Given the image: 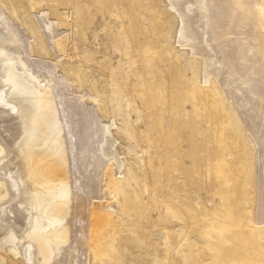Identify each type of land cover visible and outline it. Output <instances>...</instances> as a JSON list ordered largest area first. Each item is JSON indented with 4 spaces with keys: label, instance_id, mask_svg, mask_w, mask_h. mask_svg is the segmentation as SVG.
<instances>
[{
    "label": "rangeland",
    "instance_id": "obj_1",
    "mask_svg": "<svg viewBox=\"0 0 264 264\" xmlns=\"http://www.w3.org/2000/svg\"><path fill=\"white\" fill-rule=\"evenodd\" d=\"M104 1L44 0L45 4L35 7L30 0H0V38L9 44L7 47L9 54L19 55L28 71L40 81V85L52 92L63 128L71 189L70 213L67 218H64L65 226L69 230V242L67 246L60 247L62 254L54 258L51 264H91L92 250L90 248L93 246V237L96 235V232L92 230L94 208L107 201L113 203L117 200L110 199L107 193L108 172L110 166L114 164V159L118 158L114 156V150L112 151L114 155L106 157L103 154L109 129L113 134L121 135L119 147L131 150L133 157L140 160L143 157L142 160L151 163L150 169L144 172L146 180L144 179L143 183H149L151 186L159 185L160 188L167 186L165 193L168 192V197L173 202L178 201L185 194L194 196L193 199L200 200L206 216L207 222H205L206 225L203 224L205 225L203 228L211 231L213 230L211 227H218V230H221L220 233H224L222 231L229 224L226 217L231 209L229 206L231 194L228 191L232 186V180H225L223 183V181L209 180L204 177L205 181L200 185L201 195L198 197L195 196L193 189L186 190L187 193L184 190L177 191L180 185L187 182L184 176L173 175L168 179L164 172L159 171V168H164L160 157L166 160H178L180 165H184L185 170L193 169L192 160L184 157L196 159L195 151L192 149L195 145L191 134L193 128L199 136L207 135L208 131L215 126L208 115L214 114L219 107L214 103L210 110L202 101L189 100V92L198 91L200 87L203 89L204 96H207L208 92L205 90L211 89L214 84L232 108L240 129L254 151L256 167L253 186V218L250 219L252 223L248 226L251 231L264 228V51H262L264 50V0H172L174 8L170 6L169 11L182 25L176 41L174 40L170 48L165 47L164 41L152 35L153 28L148 15L142 13L140 16H131V21L128 19L126 23L130 22V25L136 28L138 40L143 45L142 49L137 50L139 53L136 55L137 68H133L132 72L128 65L130 60L125 54V45L131 43L128 41V36L119 38L118 32L114 33L115 31L110 30L106 35L101 33L102 38L106 37V40L103 38L106 43L94 42L92 34L89 37L90 40L74 39L78 34V23L73 24L72 2L76 9L84 12V17L88 18L86 20L90 21L96 15V8L105 9L107 3ZM146 1L149 3V0ZM160 1L151 0L152 4L156 5ZM109 32H113L112 35L117 38L114 36L112 38ZM13 34L18 38L17 44L9 42L14 38ZM186 38L189 44H186ZM60 44H63L64 50L60 48ZM179 44L186 46L182 48ZM189 46L193 47L191 51L187 48ZM183 49L190 51L192 55L194 53L195 56L191 57L195 60H203L202 62L208 60L215 64L214 74L210 79L203 81L200 77L199 83L188 85L180 68L172 71L168 54L172 53L178 57L180 55L178 53ZM142 50H145L147 54L141 52ZM85 55L93 57L90 59L91 57L87 58ZM85 57L90 61L86 62ZM175 61L176 58H171V62ZM2 68L3 62L0 58V82L4 77ZM137 69V76L132 78ZM77 73L81 76L87 74V82L94 84V87L78 86L80 81L76 78ZM118 73L124 82L126 81L127 87L130 86L128 89H131V84L135 83L132 86V92L136 95L140 111L144 115L142 127L135 123V117L128 125L126 124L124 117L126 107L123 109V115L114 113L116 108L111 104L110 86L113 84V76L117 79ZM107 82L109 86L106 85ZM119 82L121 83V79ZM105 86L109 88V94L102 91ZM164 86L169 95L162 99L165 101L162 107L159 105V101H162L159 98ZM7 89L5 84L0 85V141L9 150L4 156V163L0 165V181H7L12 201L8 206L4 205L6 214L0 220V254L8 256L6 264H42L44 257L38 252L36 243L31 239H26L20 247L23 259L16 254L17 244L7 248L4 242L9 231L13 230L19 238L22 236L25 228L22 216L25 214L24 210L29 207L27 198L23 196V189L26 186V183L22 181L25 172L24 157L22 158L16 150L21 134L20 123L15 105L5 99ZM144 89L147 92L144 99L140 101L138 97ZM179 92L185 95L186 102L177 101ZM169 99H172V102ZM95 100L98 102L95 103ZM98 105L107 108L109 119L103 117ZM197 107L202 108L200 113L204 115L198 121L195 120ZM182 115H186L187 118ZM156 118H158L156 125H160L161 120L168 123L163 127V131L156 133L153 143L145 139L150 137L147 134L148 123L150 126L153 125V120ZM197 126H202L203 130L196 128ZM152 128L156 130L154 126ZM137 129L141 132L138 133ZM126 133H129V136ZM220 136L221 134H218L217 138ZM225 145L226 142L221 140L219 151L223 152ZM201 148L203 151L201 155L205 157L206 166L210 155L216 156L217 146L207 143L204 139ZM154 152L157 159L154 158ZM224 156L230 165L234 160L233 154L225 151ZM123 157L125 155L116 161L120 167L123 166V160H121ZM153 169L160 172V175L156 176L158 185L153 181L155 177ZM122 172V169L119 170L118 175L124 176L121 175ZM129 203L128 199L124 201V206L128 209L127 215L122 206L115 205L116 220L121 219L148 232L151 231L150 229L153 232L162 229L163 226H157L156 223L149 226L142 216V220H139L129 208ZM182 207L188 210L185 205ZM164 208L166 213L170 212L166 206ZM189 213L195 218L193 212L189 211ZM152 215V220H160L158 211H154ZM179 225L162 229L160 238L154 237L149 242L146 241L143 243L144 247L138 250L132 249L126 243L130 233L132 236L134 234L133 231H127L129 234L126 235L127 239L123 238L126 242L123 241L119 247L123 255V257L119 255L120 259L124 260L125 264H161L159 261H163V253L169 249V243L172 241L170 238L166 244L167 238L177 235ZM234 225H236L234 230L242 232L243 226L237 227L236 220ZM99 231L103 235L104 230H98V233ZM125 234L122 236L124 237ZM213 235L210 232V236L213 237ZM139 236L141 237V234ZM224 239L226 236L218 239L217 242L214 240L213 243H223ZM191 241L197 243L201 253L204 251L206 243H199L194 238ZM177 244L175 243L169 251V254H172L170 258L173 262L176 261V264H183L181 255H177L178 250L175 249ZM227 248L232 246L220 245L221 251H226ZM109 260H105L104 264H108ZM202 260L208 262L207 260L212 259H209V253L205 252Z\"/></svg>",
    "mask_w": 264,
    "mask_h": 264
},
{
    "label": "bare ground",
    "instance_id": "obj_2",
    "mask_svg": "<svg viewBox=\"0 0 264 264\" xmlns=\"http://www.w3.org/2000/svg\"><path fill=\"white\" fill-rule=\"evenodd\" d=\"M30 1H32L35 7H40L46 3L44 0ZM65 1L67 2V0ZM81 1L82 0H79V2ZM105 2L107 3L105 9L96 8L97 11L92 19L93 21L86 20L88 18L86 15V17H84V12L78 8L76 9L72 2L73 24L78 23V36L76 35L74 39L77 41L84 38L89 39L92 34L94 35V42L99 44L104 38H102V34L106 35L110 30L115 31L114 33L118 32L117 36L119 38L128 36V41H131V43L125 45V54L128 55V59L130 60L128 65L131 72L133 68H137L136 55H139L137 50L142 49L143 45L140 43V40H138L139 35H137L136 28L130 25V22L127 24L126 20L129 19L131 21V16H140L142 13L146 16L148 15V18L151 19L153 28L152 35L158 40L164 41L165 47L168 48L173 45L174 40L177 39L179 31L181 30L182 23L169 11L170 6L174 8L172 0H161L158 5L152 4L151 0H149V3L146 0H105L104 3ZM67 4L68 3H66V5ZM75 15L77 17H75ZM87 22H89V24ZM84 25L88 27H84ZM111 25H113V27H111ZM112 33L109 32L111 37L114 36ZM13 36L14 38L9 42L10 44H17L18 38L14 34ZM117 36L114 37L117 38ZM105 40L103 42H105ZM185 41L186 44H189L188 38H186ZM8 45L7 42L0 38V58L3 62L2 69H4V77L0 85L5 84V86L8 87L5 99L13 102L17 109L16 115L19 118L21 134L16 144V150L22 155V158L24 157L25 172L22 181L26 183V186L23 189V196L27 198L29 207L24 210L25 214L22 216L25 227L22 231V236L19 238L13 230L10 229L12 231H9L4 242L7 248L14 247V244H17L16 254L18 257H21L20 247L22 243L26 239H31L36 243L38 252L44 257L42 264H51L54 258L62 254L61 250H59L60 247L63 245L67 246L69 242V230H67L65 226L66 219L64 220V218H67L70 213L71 189L69 186L63 128L59 121L58 111L52 92L40 85V81L28 71L19 55L9 54ZM59 46L61 49H65L63 44ZM182 46L186 45L182 44L180 47ZM187 48L190 51L193 49V47L190 46ZM190 51L187 52L183 49L182 52L178 53L180 54L178 57H175L172 53H170V55L168 54V58L170 59L168 62L172 71H176L180 68L185 75L188 85L196 82L199 83L201 81L200 77H202L203 81L208 78L210 79L214 74L213 66L215 64L213 65L211 62H208V60L204 62L199 59L195 60L191 57L193 55L195 56V54L193 53L192 55ZM141 52H144L145 55L147 54L145 50ZM89 55H91V53H89ZM89 55L85 56H87V58L91 57L90 59H92L93 56ZM173 57L176 58L175 62H171V58ZM85 60L88 62L89 59L87 60L85 57ZM101 65H99L100 69ZM104 67H106V65H104ZM104 69L107 70L106 68ZM137 71L138 69L134 72V77L132 78L137 76ZM86 75L87 74L81 76L77 73L76 78L80 81L78 86L84 88L91 85L87 82L88 75ZM118 78L121 79V83ZM118 78L116 79V77L113 76V84L110 86L111 104L116 108L114 113L123 115V109L126 107V109H124L126 124L128 125L130 120L135 117V123L139 127H142L144 115L140 111L136 95L132 92V86L135 83H132L131 89H128L130 86L128 85L127 87L125 84L126 81L124 82L119 73ZM108 84L107 82L106 85ZM95 85L97 86L98 84ZM92 86L94 87V84H92L91 87ZM96 86L95 92L97 91ZM103 88L104 89L101 88L102 91L109 94V88L106 86ZM197 90L198 91H194L193 93L189 92V100L193 99L196 102L202 101L210 110H212L214 103L219 107L215 111L217 113L214 112V114L211 113L208 115L211 118L210 121L215 126L212 130L210 129L208 131L207 135L200 136L193 128L191 134L194 140L193 144L195 145L192 149L195 151L194 156L196 159L184 156L192 160L194 165L192 170H185L184 165H180L178 160H166V158L163 157L162 159L160 157L164 168H159V171L164 172L168 179L169 176L173 175H178L179 177L184 176L187 182L180 185V189L177 191L184 190L185 193H187L186 190L193 189L195 196L198 197L201 195L202 187H200V185L205 181L204 177L209 180L214 179L216 181H223V183L225 180H232V186L228 191L231 194V198L229 199L231 201L229 205L231 209L226 217L229 224H227L225 230L222 231L224 233H220L221 230H218V227L210 226L213 229L211 231L203 228L206 225L205 222H207L206 216L203 212L200 200L193 199L194 196L192 197L185 194L181 196L178 201H171L168 197V192L165 193L167 186H163L162 188L158 187L159 185L156 182V176L160 175L158 170H152L155 175L153 179L154 184L156 183L158 186H151L149 183H143L142 181L144 179L146 180L144 172L150 169L151 163H147L144 159L142 160L143 157H141V160L137 157H133L131 150H125L119 147L121 135L119 133L113 134L109 129L107 131L109 136L106 134L107 145L104 147L103 154L106 157L110 156L113 154L112 151L114 150L115 155H113L118 158H115L116 160L114 159L115 162L113 161V165L110 164L112 166H110L111 168L108 172L107 193L110 195L108 196L110 199L114 200L116 198L117 200L115 202L112 200L113 203L107 201L105 204H101L94 208L92 230L96 232V235L93 237V246L90 248L92 250V255L90 256L91 264H104L105 260L109 259L108 264H125V261L121 260L119 257V255H122L119 247L123 241L124 243L126 242L123 238L127 239L126 235H129L127 231H133L134 234L132 236L129 232L130 235L126 243L132 249L138 250L144 247L143 243L146 241L149 242V240H152L154 237L160 238L163 233L162 229L173 227L177 224H180V229L177 235H171L167 238L166 244H168L170 238L172 241L169 243V249L163 253V261H159L161 264H176V261L173 262L170 258L172 254H169V251L173 248L175 243H178L175 249L178 250L177 255H181L183 264H264V228L253 229L251 231L248 226L252 223L250 219L253 218V186L256 167L254 151L252 147L249 146L244 132L240 129L241 127L238 125L234 112L231 110L232 108L215 84L211 89L205 90L208 92L207 96H204L205 94L202 93L203 89L200 87ZM146 92V89L142 91V94L138 97L140 101L144 99ZM160 93H162V95L159 100L165 99V97L169 95L165 86L161 89ZM178 94L180 96L177 101H187L183 93L181 94L179 92ZM169 100L172 102V99ZM94 102L96 103L98 101L95 100ZM163 103H165L164 100L161 102L159 101V105L162 107ZM98 107L102 110L103 117L109 119L110 116L107 108H102L101 105H98ZM201 109L202 108H196V121L204 116L200 113ZM182 116L187 118L186 115ZM157 122L158 118L153 120V125L150 126L148 123L147 134L150 137L145 140L154 143L156 133L163 131V127L168 123L161 120L160 125H156ZM152 126H154L157 131L153 130ZM196 128L203 130L202 126H197ZM137 131L138 133L141 132L139 129H137ZM126 134L129 136V133ZM218 134H221L220 137H223L217 138ZM204 139H206L207 143L217 146L216 156L211 157L210 155L208 159L209 163H207L206 166L205 157L201 155V152H203L201 147L204 143ZM166 140L169 139L166 138ZM221 140L226 142L223 152H221V150L219 151ZM8 151V148L3 146L0 141V165L4 163V156ZM225 151H230L233 154L234 160L231 161L230 165L226 162L224 156ZM137 154L139 153L137 152ZM155 154L154 152V158L157 159ZM123 155H125V157L121 159L123 160V166L121 165L120 167L116 161ZM121 169L123 170L121 175L124 176L118 175V171ZM170 179H172V177H170ZM170 184L173 185L171 181ZM232 193L234 194L232 195ZM11 196L7 181H0V220L6 214L5 207L12 201ZM183 197L184 199H181ZM126 199L130 200L129 208L132 209L134 216L139 220H142L141 216L144 217L143 220L147 222L149 226H152V223H156L157 226L162 225V229L156 232L150 229L151 231L148 232L131 223H126L121 219L116 220L115 205L122 206L123 211H125L127 215L128 209L124 206V201ZM5 204L6 206H4ZM162 205L166 206L170 212L166 213V209ZM182 205L188 207V210H185ZM174 208L175 210H173ZM154 211L160 213V220H152L151 216H153L152 214ZM189 211L195 214V218L191 216ZM129 218L132 221L131 215H129ZM235 220L237 221V227L239 225L243 226L242 232L234 230V228H236V225H234ZM203 224L205 225L203 226ZM98 230H104L103 235L100 231L98 233ZM210 232L214 234L213 237L210 236ZM124 234L125 236L123 237L122 235ZM140 234L141 237L139 236ZM224 236H226V239H224L223 243H213L214 240L217 242L218 239ZM193 238L199 243H206L202 253L201 250L198 249L197 243L191 241ZM221 244L231 245L232 248L221 251ZM205 252L209 253V259L212 260H207L208 262L202 260V255ZM7 257V255L0 254V264H6ZM105 257H111L113 259ZM124 257H126L125 254ZM20 259L23 258L21 257Z\"/></svg>",
    "mask_w": 264,
    "mask_h": 264
}]
</instances>
